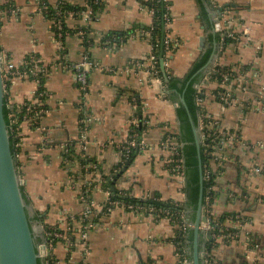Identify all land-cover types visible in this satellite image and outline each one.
I'll return each instance as SVG.
<instances>
[{"label":"crops","instance_id":"obj_1","mask_svg":"<svg viewBox=\"0 0 264 264\" xmlns=\"http://www.w3.org/2000/svg\"><path fill=\"white\" fill-rule=\"evenodd\" d=\"M0 1H10L17 8L14 18L0 20V54L18 62L36 55L47 67L40 82L20 80L6 94L9 102L20 104L38 90L45 93L39 127L25 133L16 159L23 191L40 225L64 226L80 213V186L89 173L85 165H93L94 173L100 175L92 198L103 203L106 189L101 179L120 160L118 146L129 134L133 97L144 107L141 118H149L144 135L147 146L112 183L133 198L157 194L161 201L182 203L180 180L165 169L168 152L159 145L164 132L177 129L176 102L166 97L163 80L145 70L152 52L144 31L153 13L145 5L147 0H102V8L88 22L69 15L64 22L77 31L67 33L59 46L52 19L38 0ZM44 1L51 5L86 2ZM166 1L169 19L162 26L166 30L163 43L166 47L170 37L175 46L163 58L166 72L182 77L207 52L209 57L214 53L210 68H234V76L228 77L223 88L214 76L204 74L199 81L201 109L219 133L233 135L219 152L221 163L209 165L214 190L211 201L204 204L205 208L209 204L214 225L226 233L213 236L218 241L212 244L210 230L200 226L196 238L200 263L211 258L215 264H264V0ZM221 12L232 17L230 28L238 36L223 46L214 26ZM81 28L90 39L87 48L78 33ZM84 60L88 63L86 113L79 107L74 70L67 68ZM224 88L236 103L214 97ZM85 114L87 121L81 123ZM81 127L84 147L76 145V149L82 158L90 159L86 164L64 156L67 144L79 141ZM190 213L133 212L117 202L94 220L87 253L77 243L64 247L59 241L53 254L57 264H193L195 212L192 221ZM73 237L77 242L79 236Z\"/></svg>","mask_w":264,"mask_h":264},{"label":"built area","instance_id":"obj_2","mask_svg":"<svg viewBox=\"0 0 264 264\" xmlns=\"http://www.w3.org/2000/svg\"><path fill=\"white\" fill-rule=\"evenodd\" d=\"M38 3L40 4V8L46 12V6L42 0H38ZM60 2L53 5L55 8V15L58 17H55L52 19V26L53 35L57 39L58 46L61 45L62 38L67 34L66 32L62 31V24L64 23L65 19L69 15H78L81 16L85 21H89L92 18V9L88 5V3H84L85 9L82 11H77L76 13L71 10H60V8L57 6ZM17 8L15 5H13L10 1H0V20H4L7 18H14L16 14ZM63 19V20H62ZM232 20L231 16H228L226 13L224 14L221 12L218 16L216 21L218 22L217 27L215 28L219 34L221 35L220 39V45H225L224 38L227 37L230 40L238 39V36L233 33L232 29L230 28V22ZM79 34L83 33L80 30L78 31ZM170 38H166L165 43L168 44ZM174 43V41H173ZM149 60L147 67L145 70L148 73H151L152 75H155L156 71L154 70L153 62H154V55L151 52L148 55ZM141 64V63H137ZM88 65L87 61L84 60L83 62L79 64H72L67 65L68 69L74 70L75 73V79L77 83V88L80 93V99L79 107L82 109L85 113V96L87 94V82H88V76H87V68ZM234 70L233 67L230 68H224L221 67H211L207 73H205V78H209V76H212L213 74L221 73V76L217 78L214 76V78L218 81L220 84V88L225 87L224 84L226 83L228 77L231 75L234 76V73L232 74V71ZM47 72V67L45 64L41 61L39 57L36 55H29L27 58L24 59L22 62H18L15 59L8 58L5 55H1V75L3 79V90L4 95L6 97L7 92L16 84V82L24 79H33L36 82H40L42 77ZM198 96L196 97V103L199 106L198 111V120H197V126H198V133H199V141L204 149V152L210 157L208 164H204L203 166V177L209 178L212 175V171L210 170V163H221L222 156L219 154L225 140L233 136L232 134H223L219 133L216 128H214V123L210 119V117L203 112L201 109L202 105V90L200 88V84L197 83L195 85ZM243 90L245 91L246 85H242ZM45 93L42 90H38L36 93L31 95L28 99L24 100L20 104H12V102H9L7 99V105L8 107L12 108L14 107L16 111H22V116L19 122L16 126V133L15 136L17 137V141L15 143L16 152L15 157L17 159L19 155V150L24 144V138L25 133L27 131H30L31 129H36L39 127V120L44 113V97ZM214 97L217 99H220L223 103L226 104H232L236 103L234 97L232 96L230 90L228 89H219L214 93ZM8 98V97H6ZM131 108H132V116L129 119V134L127 138L118 146V152L120 160L119 162H122L129 152V148L131 146H137L140 150H144L147 146V143L145 142V132H146V126L149 124V118L144 117L138 118L134 114L135 109V103L131 102ZM144 107L141 108L142 115L144 112ZM86 115V114H85ZM13 120V119H12ZM15 119L13 122L15 123ZM87 121V115L84 118L80 119L81 123H85ZM135 126H143L144 129L141 131L139 135L138 141L134 139V137L137 135V133L134 131L132 127ZM81 135L79 138V141L76 143V145L79 148L84 147V128L81 127ZM160 147L167 150V155L165 156V169L170 170L171 175H174L175 177L180 180L181 186L180 189L182 190V186L184 184V175H183V165H182V159L178 155V144L177 142H174L172 140V137L170 136V132L167 131L164 132V135L162 136L160 143ZM75 159L73 158L72 162H74ZM118 162V163H119ZM117 163V164H118ZM94 167L91 164L85 165V170H88V176L86 179H84L82 185L80 186V192H79V198L82 202V210L80 213L71 218L68 219L66 224L64 226L59 225L57 222H46V224L42 225L43 227V234L46 237V242L44 244V264H57L58 261L56 260L53 249L57 242H61L64 247H70L74 244H78L79 248L84 251V253H87L89 248V237L88 233L90 228L93 225L94 220L97 216L100 214H107L111 211L113 208V205L115 203H120L125 209H128L133 212L138 211H144L146 213H159L162 212L160 209H155L153 206H147L145 204H132V203H125L120 201H112L109 198V191L106 190V197L103 203H97L92 198V191L95 189V187L98 184V181L100 179V175L98 173H94V169L91 168ZM117 167V166H116ZM114 167L112 170L113 172L117 171V169ZM91 168V170H90ZM254 170H257V168H253ZM95 181V182H93ZM213 187L212 184L209 185V187L206 190L205 195V201L210 202L213 197ZM148 197L147 195H143L142 200L146 199ZM209 204L205 208V214L207 217L206 223L203 225L205 229L210 230L214 226V221L212 220V217L210 216V212L208 209ZM77 234L79 236L78 241H74L73 235ZM216 236V234H215ZM56 239L59 241L56 242ZM208 262L206 264H215L212 259H208Z\"/></svg>","mask_w":264,"mask_h":264},{"label":"trees","instance_id":"obj_3","mask_svg":"<svg viewBox=\"0 0 264 264\" xmlns=\"http://www.w3.org/2000/svg\"><path fill=\"white\" fill-rule=\"evenodd\" d=\"M86 3L91 7L92 9V17L95 16L100 9L103 6L102 0H85ZM45 6H46V12L45 15L51 19L58 17L55 15V8L53 5L45 2L43 0ZM149 9L153 11L152 13V23L149 26H146L144 28V31H147V37L150 39V43L152 45V53L154 55V70L156 71L155 74H157L162 80L163 83L166 86V89L168 91L165 92L166 97H168L170 100L176 102L178 105L175 109L176 114V120H177V129L174 132H170V136L172 137V140L177 142L178 144V155L182 159V165H183V175H184V184H183V193L185 195V200L182 203H171L169 201H161L157 194L148 195V197L144 200L133 198L131 195L127 194H121L119 189L114 185L115 183L112 181L115 180L119 176L120 170L123 168H127L134 160L138 152L141 150L137 146H131L129 148V152L127 153L126 158L119 162L115 167L119 168L117 171L111 173L109 175H103L101 179V186L103 188H107L109 191V198L112 201H122L125 203H132V204H145L147 206H153L155 209H160L162 212H171V213H178V212H186L188 210H191L190 213V221L194 217V212L197 205V199H198V192H199V170H198V159H197V149L194 143L193 133H192V127L189 115L194 122V124H197L198 120V111L199 106L196 103V97L198 96L197 90L195 85L199 83V81L204 76L205 72L203 71V66L207 63L209 59V53H204L200 55L191 65L190 69L185 73L182 77L173 76L171 73L166 72V79L163 77V73L160 69L159 64V57L160 52L162 53V57L164 58L166 54V50H172V52L175 50V46H173V41L170 40L168 45L165 47V44L163 43L165 36H166V30L162 32V26L165 24V22L168 21L169 15L167 11V5L168 1L166 0H147L145 4ZM57 6L60 8V10H71L75 13L77 11H82L85 9V5H72L68 2H60L57 4ZM78 16V15H75ZM63 20V19H62ZM52 29L53 26H52ZM62 31L66 33H71L72 30L67 27L65 22L62 24ZM84 30L81 28V32ZM82 35V45L87 48L88 43L90 42L89 37L87 36V32L84 31V33H81ZM170 38V37H169ZM216 38L218 40L221 39V35L219 32L216 35ZM172 39V38H170ZM63 40V38H62ZM231 42V40L227 37L224 38V43L227 44ZM224 69V68H222ZM212 76H216L219 78L221 76V73L213 74ZM182 94L186 107H184L182 104L178 101V95ZM133 102L135 103V109L134 114L137 117L141 116V101L138 97H133ZM44 107V105H43ZM3 113L5 122L8 127L9 131V139H10V145L12 148V151L16 152L15 143L17 141V137L15 136L16 133V126L19 120L22 116V111H16L14 107L10 108L7 105L6 97H4V106H3ZM15 119V123L13 120ZM134 131L137 133V135L134 137L136 141L139 139V135L141 131L144 129L143 126H133L132 127ZM167 133V131H166ZM76 143L77 142H70L67 144V151L64 154L65 157H75L78 161H80L82 164H86L88 160H90L88 157L82 158L78 153L76 149ZM201 161L202 165L208 164V161L210 157L204 152V149L201 145ZM17 163V162H16ZM204 174V171H203ZM95 182V181H93ZM213 183V177L204 178L203 177V203L205 204V195L206 190ZM22 189V194L24 199L28 201V198ZM36 218V216L34 217ZM28 219L31 220L30 217ZM210 242L212 244L217 243L218 239L215 236V234L223 235L226 233L225 229L219 228V226L214 225L210 231ZM228 233V232H227ZM59 241L56 239V242ZM37 264H44V262L41 259L37 260Z\"/></svg>","mask_w":264,"mask_h":264},{"label":"water","instance_id":"obj_4","mask_svg":"<svg viewBox=\"0 0 264 264\" xmlns=\"http://www.w3.org/2000/svg\"><path fill=\"white\" fill-rule=\"evenodd\" d=\"M216 19L217 17L215 16V28L218 25ZM163 30L162 27V32ZM161 54L160 52V69L164 79H166L164 59ZM213 54L210 55L206 65L203 67V71L210 69L214 58ZM164 90L165 92L168 91L166 86ZM4 97L0 54V264H37L38 259L44 262L46 237L31 203L27 202L22 194L23 179L20 177L16 157L10 145L9 131L3 113ZM178 101L186 107L182 94L178 95ZM189 118L197 149L199 170V192L195 219L192 221L194 232L192 263L201 264L198 257L196 238L200 231V226H203L207 221L203 203V165L200 154L201 143L199 141L198 126L194 124L190 115ZM35 216L36 218H34ZM28 217L33 219L30 220ZM36 237H40V240L37 238L39 240L38 243L36 242Z\"/></svg>","mask_w":264,"mask_h":264},{"label":"flooded vegetation","instance_id":"obj_5","mask_svg":"<svg viewBox=\"0 0 264 264\" xmlns=\"http://www.w3.org/2000/svg\"><path fill=\"white\" fill-rule=\"evenodd\" d=\"M31 219H33V218H31ZM37 238H39V240H40V237H36V242L38 243V242H39V240H38ZM37 240H38V241H37Z\"/></svg>","mask_w":264,"mask_h":264}]
</instances>
